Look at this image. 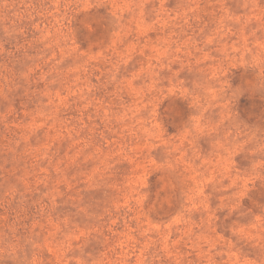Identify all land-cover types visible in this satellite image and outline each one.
<instances>
[{
    "label": "rangeland",
    "instance_id": "rangeland-1",
    "mask_svg": "<svg viewBox=\"0 0 264 264\" xmlns=\"http://www.w3.org/2000/svg\"><path fill=\"white\" fill-rule=\"evenodd\" d=\"M0 264H264V0H0Z\"/></svg>",
    "mask_w": 264,
    "mask_h": 264
}]
</instances>
